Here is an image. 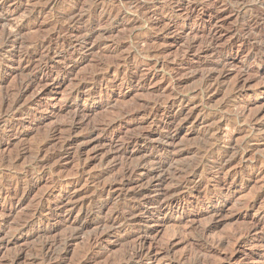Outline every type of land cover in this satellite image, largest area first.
<instances>
[{
	"label": "rangeland",
	"instance_id": "1",
	"mask_svg": "<svg viewBox=\"0 0 264 264\" xmlns=\"http://www.w3.org/2000/svg\"><path fill=\"white\" fill-rule=\"evenodd\" d=\"M256 6L0 0V264H264Z\"/></svg>",
	"mask_w": 264,
	"mask_h": 264
},
{
	"label": "bare ground",
	"instance_id": "2",
	"mask_svg": "<svg viewBox=\"0 0 264 264\" xmlns=\"http://www.w3.org/2000/svg\"><path fill=\"white\" fill-rule=\"evenodd\" d=\"M55 1V0H54ZM224 1H227L228 2V4L230 5V7L231 8H237L238 10H240L241 9V7H244L245 6V4H248V6H249V4H256V5H259V7L261 6L262 8H261V15H257L256 16V18H249L246 22H245V26L248 28V29H252L253 27H260L261 26V24L262 25H264V0H224ZM53 2V1H52ZM257 7V6H256ZM259 7H257V10H259L258 8ZM230 8V9H231ZM240 8V9H239ZM252 8V7H251ZM255 8V7H254ZM233 11V10H232ZM87 14V13H86ZM92 14V13H91ZM70 15V14H69ZM67 18V17H66ZM73 20V19H72ZM9 27V26H8ZM248 32V31H247ZM249 32H252V31H250L249 30ZM255 33V32H254ZM262 33V32H261ZM255 35H256V33L254 34V37H255ZM250 36V35H249ZM251 36H253V34L251 33ZM250 36V37H251ZM258 37H255L254 39L256 40V43H258V44H260L261 46H263L261 49H260V53H264V34L262 33V34H259V35H257ZM8 37V36H7ZM8 41V40H7ZM46 41H47V39H46ZM253 41V40H252ZM4 42V41H3ZM44 42V41H43ZM40 43V42H39ZM45 43V42H44ZM51 43V42H50ZM43 44V43H42ZM44 46H45V44H44ZM37 48V47H36ZM260 48V47H259ZM38 49V48H37ZM258 49V48H257ZM23 52V51H22ZM257 53V52H256ZM26 54V53H25ZM259 53H257V55H258ZM23 56V55H22ZM255 57V56H254ZM116 67V66H115ZM207 79H208V77H207ZM28 81V80H27ZM204 81H206V80H204ZM206 83V82H205ZM207 84V83H206ZM22 85H24V84H22ZM209 85V84H208ZM20 86V85H19ZM25 87V86H24ZM21 88V87H20ZM208 88V87H207ZM19 90V89H18ZM235 90H237V89H235ZM22 91V90H21ZM233 92H235V91H233ZM21 94V93H20ZM11 97V96H10ZM4 99H6V98H4ZM2 100V105H3V107H8V108H11V109H13V106H14V103H8L7 102V100ZM17 103V102H16ZM157 104V103H156ZM157 106V105H156ZM155 106V107H156ZM223 107H224V105H223ZM159 108V107H158ZM154 110V109H153ZM7 113V112H6ZM127 113V112H126ZM118 114V113H117ZM154 114V113H153ZM5 115V114H4ZM154 116V115H153ZM119 117V116H118ZM103 123V122H102ZM113 123V122H112ZM207 131V130H206ZM212 131V130H211ZM205 133H207V132H205ZM204 133V134H205ZM209 134H211V133H209ZM137 137V136H136ZM139 138V137H138ZM205 138V137H204ZM148 140H150V139H148ZM208 141H206L207 142V144H208V142H209V139H207ZM205 141H203V143H204ZM134 143V142H133ZM206 148V147H205ZM211 151H214V150H211ZM206 153V152H205ZM216 153V152H215ZM201 154V153H200ZM200 154H198V155H200ZM166 157V156H165ZM219 158V157H218ZM199 159V162H200V158H198ZM197 159V160H198ZM211 159V158H210ZM222 159H223V155H222ZM225 160H226V158H224ZM221 160V159H220ZM204 161H206V160H204ZM216 161V160H215ZM168 162V161H167ZM198 162V161H197ZM196 162V163H197ZM263 162V161H262ZM169 163V162H168ZM206 163V162H205ZM170 164V163H169ZM168 164V165H169ZM157 166V165H156ZM167 167V166H166ZM166 167H164V162H162V163H160L159 164V167H158V169L160 170V171H163V169L164 168H166ZM185 167V166H184ZM137 168V167H136ZM198 168V167H197ZM183 169H185V168H183L182 167V170ZM187 169V168H186ZM164 170H166V169H164ZM179 170V169H178ZM177 170V171H178ZM196 170H198V169H196ZM125 172H123L124 173V176L128 173L129 175H131L132 174V172L133 171H130V170H124ZM189 171V170H188ZM187 171V172H188ZM164 172V171H163ZM162 172V173H163ZM201 172V171H200ZM180 173V172H179ZM181 174V173H180ZM180 174H179V176H180ZM187 174V173H186ZM186 174H184V175H186ZM178 175V174H177ZM122 176V175H121ZM127 176V175H126ZM181 176H182V174H181ZM183 177V176H182ZM186 177V176H185ZM173 178V177H172ZM180 178V177H179ZM176 179V180H180V179ZM120 179H122V178H120ZM133 179V178H132ZM151 179V178H150ZM183 178H181V180H182ZM192 179V178H191ZM125 180V179H124ZM129 180V179H128ZM127 180V181H128ZM189 180V179H188ZM188 180H185L184 182H183V184H186L187 183V181ZM122 181V180H121ZM148 181H149V179H148ZM118 182H120V181H118ZM191 182V181H190ZM150 183V182H149ZM177 183V182H176ZM179 184V183H178ZM188 184H189V182H188ZM187 184V185H188ZM122 185V184H121ZM182 186H185V185H182ZM122 187V186H121ZM109 188V187H108ZM173 188V187H172ZM176 188V187H175ZM148 189V188H147ZM177 191V190H176ZM173 192H174V190H173ZM169 193V192H168ZM178 193V192H177ZM173 194V193H172ZM175 194V193H174ZM173 194V195H174ZM165 195H168V194H165ZM175 195H177V194H175ZM134 197V196H133ZM133 197H129V198H133ZM168 197V196H167ZM136 198V197H135ZM139 198V197H138ZM137 198V199H138ZM134 199V198H133ZM136 199V200H137ZM138 201V200H137ZM160 203V202H159ZM133 204V203H132ZM151 204H153V206H154V209L155 210H157V211H161L163 208H165V209H169V208H171V203H167L166 205H164V206H161V205H158V203L157 202H152ZM131 205V204H130ZM130 207H132V206H130ZM118 208V207H117ZM121 209V208H120ZM118 210V209H117ZM127 210V209H126ZM131 210V209H130ZM120 211V210H119ZM124 211H125V209H124ZM130 212V211H129ZM129 212H128V214H129ZM36 213V212H35ZM130 213H132V212H130ZM121 214V211H120V213L119 212H115V214L112 216V217H110L108 220H107V223H104L103 225H102V227L104 228V230H105V228L106 229H110V228H112L115 224H118V222L120 221V219H121V217L123 216H121L120 215ZM126 214H127V212H126ZM135 214V213H134ZM38 216V215H37ZM132 216V215H131ZM127 217V216H126ZM129 217H130V215H129ZM128 218V217H127ZM33 219V218H32ZM122 220V219H121ZM123 220H125V219H123ZM171 221H173V220H171ZM29 222V221H28ZM29 224V223H28ZM25 225V224H24ZM75 229V228H74ZM74 231V230H73ZM71 232L70 234H69V236H68V238H74V237H76V235H77V233L75 232ZM209 230H207V232H208ZM103 234V235H102ZM101 235V237H103V238H105L106 236H108V232H104V233H102ZM99 235V234H98ZM96 236V235H95ZM234 236V235H233ZM92 239V241L93 240H96L97 238L96 237H92L91 238ZM122 240V239H121ZM126 240V239H125ZM72 241V240H71ZM119 241V240H118ZM142 241V240H141ZM141 241L139 242V243H141ZM143 242V241H142ZM199 242H201V241H199ZM60 243V242H59ZM62 243V242H61ZM119 243V242H118ZM138 243V244H139ZM196 244V243H195ZM223 243H219V244H214V246L213 245H211V246H207V245H204V244H198L199 246V253L201 252V253H203V251H205V250H209V251H215V250H217L218 249V247H220V245H222ZM57 245L59 246V244L57 243V241H50L49 243H47L44 247H43V250H44V254L42 255V257H41V255H39L40 257H41V260L42 261H45V260H47V259H49V258H51L53 255H54V253H55V251H56V248H57ZM139 247V246H138ZM140 248V247H139ZM141 248H142V246H141ZM132 249H134V248H132ZM220 249V248H219ZM218 249V250H219ZM197 249H195V251H196ZM127 251V250H126ZM129 252V251H128ZM140 252H141V250L140 249H134L133 250V255L131 254L130 256H129V258L131 257V256H134L133 258H130V259H128V258H126L127 260H120V261H122V262H120L119 264H134V263H136L137 262V260L140 258ZM164 254H168V252H169V249L167 248V249H165V250H163L162 251ZM207 253V252H206ZM196 255H197V253H195ZM205 254V253H204ZM125 255H127V254H125ZM163 256H165V255H163ZM168 256V255H167ZM201 255L199 254V257H200ZM202 256H203V254H202ZM201 256V257H202ZM197 257H198V255H197ZM198 257V258H199ZM196 258V257H195ZM198 258H196V260L194 261V262H191V263H188V264H202L203 262L202 261H200V259H198ZM119 261V260H118ZM118 261H116V262H118ZM185 261V260H184ZM202 262V263H201ZM176 263L177 264H183L184 262H182V260H178V261H176Z\"/></svg>",
	"mask_w": 264,
	"mask_h": 264
}]
</instances>
